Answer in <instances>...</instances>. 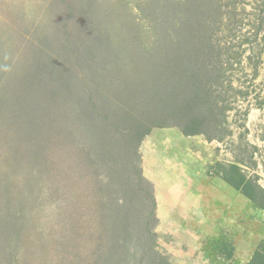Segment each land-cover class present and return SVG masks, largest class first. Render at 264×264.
Returning <instances> with one entry per match:
<instances>
[{
	"label": "trees",
	"instance_id": "1",
	"mask_svg": "<svg viewBox=\"0 0 264 264\" xmlns=\"http://www.w3.org/2000/svg\"><path fill=\"white\" fill-rule=\"evenodd\" d=\"M242 1L0 0V264H172L141 144L229 136ZM241 170L221 177L264 211ZM224 240L211 263L232 264ZM242 264H264V236Z\"/></svg>",
	"mask_w": 264,
	"mask_h": 264
},
{
	"label": "crops",
	"instance_id": "2",
	"mask_svg": "<svg viewBox=\"0 0 264 264\" xmlns=\"http://www.w3.org/2000/svg\"><path fill=\"white\" fill-rule=\"evenodd\" d=\"M263 114L264 104L251 110L245 128L255 122L258 131L264 133L259 121ZM255 138L264 144V134ZM261 154L260 161L254 160V152L248 159L239 155L230 160L227 148L215 141L208 142L201 136L185 137L175 128L151 131L141 144L142 173L152 185L159 245L170 259L177 264H223L211 263V258L219 257L224 239L232 241L235 248L232 264L244 263L250 257L256 246L245 255L239 254V244L227 234L232 227L239 229L246 223L247 211L261 222L264 211L253 207L221 175L232 164L243 171V167L250 166L257 185L264 191L263 150ZM247 246L250 247L242 243L241 249Z\"/></svg>",
	"mask_w": 264,
	"mask_h": 264
},
{
	"label": "rangeland",
	"instance_id": "3",
	"mask_svg": "<svg viewBox=\"0 0 264 264\" xmlns=\"http://www.w3.org/2000/svg\"><path fill=\"white\" fill-rule=\"evenodd\" d=\"M5 2H12V0H2ZM21 8L27 11L28 8L34 3L37 4L41 0H18ZM235 0H226L228 5L230 2ZM239 15L237 22V33L234 39H229L228 42L232 44V47L236 48L238 44L243 42L246 38L248 42H243L241 50H243V55L240 58V63L233 66V69L229 73V80L232 82L234 88L241 90L245 96H237L232 100L231 108L226 113L228 130L230 132L229 136L223 139L220 145H224L228 150V157L230 160L235 156H242V158L248 159L250 153L256 151V144L262 143V140L256 141V135L260 136L261 129L258 131V125L255 122L250 125L249 128H245L247 123V117L251 110L260 108L264 104V0H244L237 4ZM241 7V9H239ZM231 6H229L226 11H229ZM10 14H12L11 9ZM135 12V10H134ZM1 16V14H0ZM264 115V114H263ZM254 121L258 120L254 116ZM252 117V118H253ZM259 119L260 124H263L264 129V116ZM257 122V121H256ZM252 126V127H251ZM264 151V144L262 146ZM249 171H252L250 166L247 167ZM255 175L254 173L251 174ZM247 218L245 224L241 228L232 227L229 229L231 233L227 234L228 237H232L236 240L237 252L239 254L245 255L250 250H252L253 245H257L258 242L264 236V221L257 220L255 214L250 210L247 211ZM242 220V224H243ZM154 232L156 233L155 229ZM258 232V234H256ZM157 235V233H156ZM245 238L251 240H245ZM159 244V239L157 238ZM242 243L249 245L245 249H241ZM159 248L161 249L160 245ZM241 255V256H242ZM170 259V258H169ZM239 259V258H238ZM239 261V260H237ZM172 264H177L174 259H170ZM242 264L243 261H240Z\"/></svg>",
	"mask_w": 264,
	"mask_h": 264
},
{
	"label": "built area",
	"instance_id": "4",
	"mask_svg": "<svg viewBox=\"0 0 264 264\" xmlns=\"http://www.w3.org/2000/svg\"><path fill=\"white\" fill-rule=\"evenodd\" d=\"M257 142H258V141H257ZM215 144H216V143H215ZM262 146H263V143H257V144H256L257 151H255V152H254V155H253V158H254V160H256V161H260V159H261V155H262L261 153H262V150H263ZM243 169H244L246 172H248L249 175L253 174V172H252V171H249V169H248L247 167H243Z\"/></svg>",
	"mask_w": 264,
	"mask_h": 264
}]
</instances>
